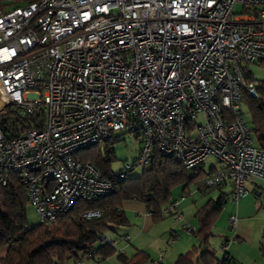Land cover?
Instances as JSON below:
<instances>
[{"label": "built area", "instance_id": "obj_1", "mask_svg": "<svg viewBox=\"0 0 264 264\" xmlns=\"http://www.w3.org/2000/svg\"><path fill=\"white\" fill-rule=\"evenodd\" d=\"M242 62L264 65V0L0 1V170L18 175L39 223L50 224L77 200L114 192L74 153L111 145L128 126L141 147L119 177L154 151L186 169L212 155L222 166L197 189L229 183L237 204L246 180L264 179V151L240 106L242 91L258 97ZM178 205L159 214L181 220ZM237 222L230 215L225 251Z\"/></svg>", "mask_w": 264, "mask_h": 264}, {"label": "trees", "instance_id": "obj_2", "mask_svg": "<svg viewBox=\"0 0 264 264\" xmlns=\"http://www.w3.org/2000/svg\"><path fill=\"white\" fill-rule=\"evenodd\" d=\"M0 1L17 5L21 1L38 0ZM241 68L245 79L254 82L258 93L255 98L242 91L241 105L247 110L254 144L264 151V79L257 81L246 67ZM241 111L243 114L242 108ZM129 130L138 132L137 129ZM111 145L89 146L76 151L74 158L91 163L103 178L112 183L114 192L95 201L77 200L68 212L59 214L50 224L27 225L26 208L29 202L25 189L16 173L0 170L5 180V183H2L0 179V264H68L69 260L78 263L82 258L95 255L106 258L116 252L114 245L107 241L98 246L95 244L99 241L100 230L127 223L121 210L123 201L134 199L144 203L151 211L153 221L160 220L161 207L169 202L173 188L181 185L182 192H186L190 184L214 168L206 171L201 163L195 169H186L177 158L163 156L154 151L150 159L142 165L139 175L130 176L127 172V175L121 178L119 173H113L110 168L113 151ZM222 186L216 187L219 190L216 198H209L196 209L194 218L197 226L190 232L198 239V244L179 254L174 264H238L227 251L218 258L214 251L208 249L212 227L231 194V191H221ZM90 210H100L101 216L84 219L82 213ZM258 249L264 264V228ZM117 257L124 264L150 262L149 255L143 250H137L130 257L117 253Z\"/></svg>", "mask_w": 264, "mask_h": 264}, {"label": "rangeland", "instance_id": "obj_3", "mask_svg": "<svg viewBox=\"0 0 264 264\" xmlns=\"http://www.w3.org/2000/svg\"><path fill=\"white\" fill-rule=\"evenodd\" d=\"M235 9L239 10L240 6L237 5ZM241 67H246L255 80L260 81L264 79L263 64H257L256 62L246 64L242 62ZM241 108L244 112L243 117L249 124L247 110L242 105ZM203 120V115L199 114L197 121L203 122ZM115 135V141L110 146V148L113 149L110 168L113 173L117 174L123 170L125 163L132 164L136 162L139 156L141 142L139 134L136 131L129 130L128 126L117 130ZM221 166L222 163L217 161V159L212 155L207 156L203 161V168L206 171L212 167L219 168ZM141 170L142 165H136L131 171H129V175L137 176L141 173ZM229 189L230 185L226 184L225 186H222L221 191L228 192ZM218 195L219 190L217 188L207 190L206 192L200 191L197 189L195 183L190 184L189 187L186 188V192H182L181 185L173 188L169 202L162 206L161 209L168 206L172 200H179L178 208L179 212L182 213V219L175 220L173 215H164L160 220L154 222L155 224L149 234L145 233L147 240H150V237H153L156 240L153 246L150 247V250H154L155 253H149L154 261H150L149 264H156L157 259L155 258L159 257L160 255H164V249L168 248L177 238L179 240L176 241H181L182 239H186V235H189V238L193 237L195 240L194 244H196L197 239L193 236L192 232H190L191 229H194L197 226V221L194 218L195 210L209 198H216ZM262 206L264 207L263 196L258 198V196L255 194L246 190L244 191V194L239 197L237 204L228 198L226 204L218 216L215 225L212 227V237H210L208 241V249L214 251L217 256L224 254L225 249L223 247V243L225 240H227V238H230L233 233V230L230 229L228 224V219L232 214H237V224L241 223L243 214L246 216V218H243V224L251 228L248 231L249 237L252 234H254L255 237L259 235L264 224V221L261 217V215L264 213ZM26 211L28 226H33L39 223L35 209L33 206H31V204H27ZM125 212L128 216L130 224L127 226L118 225L112 228L106 227L100 230L99 241L95 244V246H98L102 241L101 239L105 238V241L111 242L115 246L116 252L108 256L107 259H101L99 255H95L91 258H82L80 261L82 264H120V261L117 260V253L124 248H127V250H133L132 246L134 243L132 244L131 241L126 239V234H128L130 230L134 231L136 227H138L139 223L137 222V218L142 217V214L139 216L135 214L136 212L132 211L128 207H125ZM184 227H187V229ZM174 243L177 245V242ZM240 243H243V240L237 238V240L231 242L230 245L232 247V245L237 246ZM80 262L78 264H80ZM68 264L77 263H75L73 260H69Z\"/></svg>", "mask_w": 264, "mask_h": 264}, {"label": "crops", "instance_id": "obj_4", "mask_svg": "<svg viewBox=\"0 0 264 264\" xmlns=\"http://www.w3.org/2000/svg\"><path fill=\"white\" fill-rule=\"evenodd\" d=\"M226 184H229V183H226ZM226 184H224L223 186H225ZM245 190L250 192V193L255 194L256 196H258V198H260L262 196L264 198V179H262V178H249L244 183V191ZM230 191H231V187H230L228 192H230ZM125 207L130 208L132 211L136 212L135 214H137L139 216L142 214V217L137 218V220H138L137 222L139 223L138 227H136V229L134 231L130 230L129 233L126 234V239L131 241L132 244L134 243L132 246L133 250L132 249L127 250V248H124V249H122L123 251L120 250L118 253H123L126 257H130L137 250H143V251L147 252V254L149 255L150 261H154L151 258L149 253H152V252L155 253L154 250H150V247L153 246V244L155 243L156 240L153 237H150L151 239L147 240L146 236H145V233L149 234L151 232L152 227L155 224L154 223L155 221H153L151 213H149L150 211L146 208L144 203H142L138 200L132 199V200L123 201L121 204V210L123 211V213L127 219V223L122 225V226H125V225L127 226L130 224L128 216L125 212ZM262 208L264 209L263 206H262ZM247 213H249V212H247ZM248 215H250V214H248ZM248 215H247V217H248ZM261 217H262V220L264 221V213L261 215ZM243 218H246V216H244V214L242 216L241 223H238L236 226V237L243 240V243H240L237 246L232 245V247L229 244L226 251L238 264H263V260H262V257L260 255L258 245H259V242L261 240L264 224L260 230L261 232L259 235H257L255 237V235L252 234L249 237L248 231L251 228H249L247 225L243 224V221H244ZM186 236H187L186 239L185 240L182 239L181 241H176V240H179L177 238L174 241V242H177V245H175L176 243L173 242L168 248L164 249V253H163L164 255H160L159 257L155 258V259H157V263L160 262L162 264H172V263L174 264V261L179 254L186 252L193 245L198 244V239L194 236V234H193V236L197 239L196 244H194L195 240L193 239V237L189 238V235H186ZM237 238H236V240H237ZM127 247H129V246H127ZM3 252H4V250L2 251V253ZM222 256L223 255L217 256V257L221 258ZM101 259H107V257L106 258L101 257ZM117 260L120 261L119 258H117ZM80 264H82V263L80 262ZM120 264H124V263L122 261H120Z\"/></svg>", "mask_w": 264, "mask_h": 264}]
</instances>
